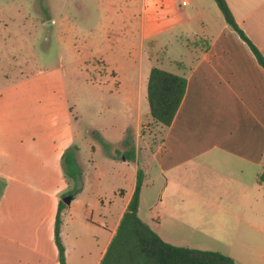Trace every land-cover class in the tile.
I'll return each mask as SVG.
<instances>
[{
	"label": "crops",
	"instance_id": "0c3cea01",
	"mask_svg": "<svg viewBox=\"0 0 264 264\" xmlns=\"http://www.w3.org/2000/svg\"><path fill=\"white\" fill-rule=\"evenodd\" d=\"M182 1L141 0L140 67L114 77L126 93L122 129L127 120L140 135L143 121L151 120L143 109L150 113L147 86L156 61L187 77L181 105L152 151L137 150L134 163L124 157L122 173L112 171L113 178L132 187L121 211L114 203L124 193L104 190L105 168L81 165L82 189L60 214L67 264H100L133 195L139 167L144 181L152 179L154 168L163 178L161 216L153 219L159 224L176 219L179 195L214 205L225 198L230 204L257 200L252 190L264 183L258 182L264 170V67L215 0ZM226 1L264 55V0ZM63 68L43 69L0 88V264H60L56 221L71 187L62 156L77 144ZM201 180L227 190L199 191Z\"/></svg>",
	"mask_w": 264,
	"mask_h": 264
},
{
	"label": "rangeland",
	"instance_id": "374dc122",
	"mask_svg": "<svg viewBox=\"0 0 264 264\" xmlns=\"http://www.w3.org/2000/svg\"><path fill=\"white\" fill-rule=\"evenodd\" d=\"M141 6V0H0V88L63 65L80 165L105 168L104 190L111 195L124 193L114 203L119 211L132 188L112 177V171L122 173L124 154L130 148L125 140L132 141L136 152L146 154L162 136L152 119L143 121L140 135L127 120L125 128L119 127L126 93L116 87L114 77L140 67ZM143 111L150 118L149 108ZM126 160L134 163L136 157ZM151 177L142 186L140 216L152 224L155 215L161 216L164 181L155 168ZM202 182L198 190L205 193L227 190ZM252 191L257 200L247 204H230L227 198L218 199V205L192 203L187 195L184 200L179 195L176 219L161 221L156 230L174 245L220 251L240 264H264V183Z\"/></svg>",
	"mask_w": 264,
	"mask_h": 264
},
{
	"label": "trees",
	"instance_id": "16d2710c",
	"mask_svg": "<svg viewBox=\"0 0 264 264\" xmlns=\"http://www.w3.org/2000/svg\"><path fill=\"white\" fill-rule=\"evenodd\" d=\"M215 2L229 26L248 43L258 62L264 67L263 53L239 26L227 1L215 0ZM186 88L185 75L173 73L157 65L151 68L147 98L152 123L162 130L161 140L177 114ZM125 144L130 148L124 156L133 160L136 157L135 146L130 139H126ZM78 151L79 146L73 144L62 156L64 175L71 183V187L62 198L66 195L74 196L82 189L83 169L78 159ZM144 180L145 171L139 167L133 195L100 264H240L232 256L220 251L178 246L164 240L156 230L158 221H153L154 223L151 224L139 215ZM258 182H264V170L259 174ZM62 198L59 203L55 239L60 264H67L66 249L60 236V214L66 206Z\"/></svg>",
	"mask_w": 264,
	"mask_h": 264
},
{
	"label": "water",
	"instance_id": "95a60500",
	"mask_svg": "<svg viewBox=\"0 0 264 264\" xmlns=\"http://www.w3.org/2000/svg\"><path fill=\"white\" fill-rule=\"evenodd\" d=\"M73 199V195H66L62 198V200L66 203V204H70L71 201Z\"/></svg>",
	"mask_w": 264,
	"mask_h": 264
},
{
	"label": "built area",
	"instance_id": "2783aa9c",
	"mask_svg": "<svg viewBox=\"0 0 264 264\" xmlns=\"http://www.w3.org/2000/svg\"><path fill=\"white\" fill-rule=\"evenodd\" d=\"M188 3H189V0H183V1H182V4H183V5H187Z\"/></svg>",
	"mask_w": 264,
	"mask_h": 264
}]
</instances>
